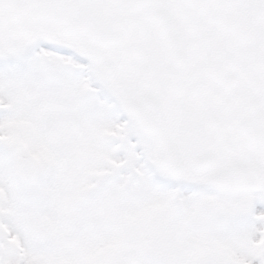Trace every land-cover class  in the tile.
<instances>
[{
    "label": "snow or ice",
    "instance_id": "6c2138e0",
    "mask_svg": "<svg viewBox=\"0 0 264 264\" xmlns=\"http://www.w3.org/2000/svg\"><path fill=\"white\" fill-rule=\"evenodd\" d=\"M0 264H264V0H0Z\"/></svg>",
    "mask_w": 264,
    "mask_h": 264
}]
</instances>
